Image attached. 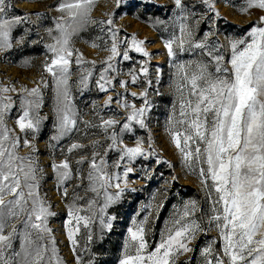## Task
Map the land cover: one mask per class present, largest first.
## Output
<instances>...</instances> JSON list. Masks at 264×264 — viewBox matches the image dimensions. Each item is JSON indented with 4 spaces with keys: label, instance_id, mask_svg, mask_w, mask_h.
Listing matches in <instances>:
<instances>
[{
    "label": "rangeland",
    "instance_id": "obj_1",
    "mask_svg": "<svg viewBox=\"0 0 264 264\" xmlns=\"http://www.w3.org/2000/svg\"><path fill=\"white\" fill-rule=\"evenodd\" d=\"M61 2L7 0L6 19L26 18L13 26L12 47L0 49V88L14 89L3 93L12 98L13 105L6 112L4 120L7 127L14 130L13 134L21 139L19 155L31 156L35 166L42 170L38 173L39 192L51 205L50 211L55 213L48 218V227L52 230L51 236L55 237L57 255L62 264H119L128 239L127 230L140 225L145 218L147 251H152L171 227L172 221L182 215L185 205L190 202L196 204V211L190 218L200 225L202 231L191 239L192 250L176 257V264H205L203 250L210 245L216 255H221L222 238L215 223L209 222L214 214L212 207L216 193L211 191L209 194L211 182L206 188L198 171L194 170L195 164L192 169L186 165L168 131L173 119H179L182 97L187 95L186 90L183 93L178 91L181 78L177 65L189 66L187 71L192 72L191 66L202 63L208 65V71L214 76L220 75L215 73V63L207 52L222 45L219 54L224 56V65L228 66L230 43L246 38L255 26L253 22H258L264 16V9L253 7L243 12L240 9L244 0H209L221 19L215 17L207 5L199 0H185L198 20L193 26V44L205 41L206 33L212 35L207 37L206 49L192 47L177 52L175 57H169L165 41L177 31L176 17L179 15L173 0H125L120 8L116 7V0H95L91 11L94 22L85 25L71 39L76 51L70 66L68 88L77 126L68 135L58 137L55 84L45 72L44 65L51 58L48 46L54 44L60 35L56 24L61 16H66L58 10ZM109 18L122 29L119 37H127L130 42L134 34L137 40L145 41L143 47L151 55L145 57L129 51L130 60L114 59L111 63L115 70L106 74V79L112 81V87L104 92L97 86V80L103 71V62L111 55V44L106 27L95 22ZM125 50L126 47L121 45L119 51ZM81 54L84 62L77 65L75 58ZM142 62L148 68L146 76L140 73ZM88 72L92 75L85 86L80 80ZM132 75L137 76L135 83L131 82ZM121 81H128L126 88L121 86ZM44 82H47V86ZM33 87H39L42 95V106L37 112L41 118L39 129L21 132L16 121L21 114V101L27 95L23 90ZM145 92L148 102L145 128L133 124L132 132H124L121 123L106 132L100 126L102 120L106 119L125 120L131 109L123 107L124 101L129 105L134 104L136 108L145 107ZM131 93L137 95L132 96ZM110 96L113 100L111 105H107ZM113 133L118 136V147L110 150ZM25 139L30 146L24 145ZM73 143L84 147L69 153L68 148ZM137 143L141 144L145 155L131 161H121L120 148L135 147ZM95 153L106 161L104 167L109 175L120 174L123 177L126 168L133 170L120 182V188L124 191L103 214L99 212L104 202L103 191L97 196L90 190L87 181L88 161ZM82 158L85 163L78 164L77 161ZM64 159L70 161L73 172L72 179L63 185L67 188V197L62 195L52 168L53 163L58 164ZM108 191L115 194L117 189L111 187ZM91 200H95L96 204L89 209L88 202ZM70 206L84 209L79 215L92 219L88 227L82 225L76 233L75 251L66 226ZM101 217L105 222L111 221L110 230L101 228ZM23 219L21 216L11 224L18 226ZM13 248L19 251L18 241H13Z\"/></svg>",
    "mask_w": 264,
    "mask_h": 264
},
{
    "label": "snow or ice",
    "instance_id": "obj_2",
    "mask_svg": "<svg viewBox=\"0 0 264 264\" xmlns=\"http://www.w3.org/2000/svg\"><path fill=\"white\" fill-rule=\"evenodd\" d=\"M124 2L116 0V7L120 8ZM199 2L207 5L215 17L222 19L209 0ZM173 3L179 15L176 17L177 31L165 41L169 57H175L177 52L192 47L206 49L207 37L212 33L205 34V41L193 44V26L198 23L195 13L185 0H173ZM6 4L7 0H0V49L4 50L12 47L13 26L26 18L6 19ZM94 5L95 0H62L58 6V10L66 16H61L56 24L60 35L54 44L48 46L51 58L44 65L45 72L55 84L58 137L68 135L77 126L68 88L70 66L76 51L71 39L85 25L94 22L91 18ZM253 7L264 9V0H244L240 10L248 12ZM95 23L106 27L111 44V55L103 62V71L97 80L100 90L107 92L112 87V81L106 79V74L115 70L111 63L114 59L130 60L129 51L141 53L145 57L151 54L143 47L145 41L137 40L134 34L130 42L127 37H119L122 29L114 25L112 18ZM253 23L255 26L246 38L230 43L228 66L224 65V56L219 54L222 45L207 52L215 63V73L220 75L214 76L208 71V65L202 63L191 66L192 72L187 71L189 66L177 65L181 78L178 91L183 93L186 90L187 95L182 97L179 119H173L168 131L186 165L190 169L196 165L194 170L198 171L206 188L211 182L209 194L214 191L216 200L212 207L214 214L209 222L215 223L223 241L221 255H216L211 245L203 250L205 264H264V16ZM101 30L104 31V28ZM121 45L126 47L124 52L119 51ZM83 62L82 54L75 58L77 65ZM140 73L145 76L148 73L143 62ZM91 75V72L83 75L80 83L86 86ZM136 79L137 76L132 75L131 82L135 83ZM44 83L47 86V82ZM127 83L121 81V86L126 88ZM13 90L9 87L0 88V264H62L57 255L55 237L51 236L52 230L48 227V218L55 213L50 211L51 205L39 192L38 173L42 170L35 166L31 156L19 155L21 139L13 134L14 130L9 129L4 120L6 112L13 105L12 98L3 93ZM23 91L27 95L21 101L17 126L21 132L38 131L41 118L37 112L42 106L41 90L33 87ZM143 96L145 107L136 108L134 104L129 105L124 101L123 107L131 109L125 120L106 119L102 120L100 126L106 132L121 123L124 132H132L133 124L145 128L147 93ZM112 100L110 96L107 105H111ZM110 140L109 149H116L117 134L113 133ZM24 145L30 146L27 139ZM83 147L73 143L68 152ZM120 151L121 161H131L145 155L140 143L135 147L124 146ZM77 163H85V159ZM88 163L87 181L90 190L97 196L101 191L104 194L103 206L99 208L103 214L124 191L120 188V182L133 170L126 168L123 177L120 174L109 175L104 167L106 161L99 153L93 154ZM52 168L62 195L67 197L68 191L63 185L73 176L70 161L64 159L58 164L53 163ZM111 187L117 189L115 194L108 191ZM95 204V200L89 201V209ZM82 211L84 209L71 206L68 210L66 226L74 251L76 233L82 225L88 227L92 223L90 216L79 215ZM195 211V202L185 205L182 215L172 221L171 227L152 251H147L145 239L144 224L147 218L140 225L129 228L119 264H176V257L191 251V239L202 231L200 225L190 218ZM21 216L24 219L20 225L13 226L11 221ZM100 224L102 229L112 228L111 221L105 222L102 217ZM14 240L19 243V251L13 248Z\"/></svg>",
    "mask_w": 264,
    "mask_h": 264
}]
</instances>
